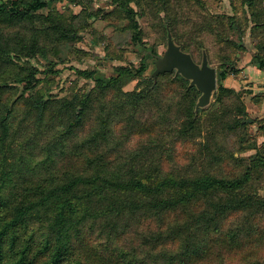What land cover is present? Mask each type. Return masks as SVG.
<instances>
[{
  "label": "rangeland",
  "instance_id": "obj_1",
  "mask_svg": "<svg viewBox=\"0 0 264 264\" xmlns=\"http://www.w3.org/2000/svg\"><path fill=\"white\" fill-rule=\"evenodd\" d=\"M9 1L0 0V4ZM16 1V6H9L13 14H20L19 8L30 0ZM46 2V7L26 20H0V121L5 118L8 129L5 136L0 128V148L5 150L0 155L6 156L2 170L23 186L26 182L22 177L36 180L43 176L45 158L50 157L55 162L52 173L62 182L68 175L91 176L94 165L88 159L100 155L110 171L158 163L161 175L206 174L231 179L249 172L243 191L264 198V155L259 153L264 145V68H259L264 63V0H131L126 9L114 0ZM168 18L178 41L197 62L200 46L206 48L217 70V88L223 85L236 93L220 105L214 97L208 108L197 113L195 129L187 135H182V130L188 102L181 97L182 86L171 82L169 76L160 79L159 89L136 115L140 121L136 129L121 116L115 119L117 110L112 115L109 106L107 112L101 111L102 104L124 99L115 97L118 91L96 87L97 80L105 82L119 71L134 74L140 62L146 67L142 75L149 76L154 64L152 58H145L147 47L157 54L164 51L163 27ZM133 21L142 32L144 47L132 39L129 26ZM215 30L227 41L220 42ZM20 80L29 84L23 86ZM120 88L138 92L142 86L132 79ZM41 97L46 105L37 109L33 100ZM86 97L89 101L83 122L70 131L69 124L75 118L67 101L78 110ZM239 102L245 108L240 115L235 112ZM124 109L128 116L132 107ZM109 115L112 123L106 144L98 142L97 148L87 144ZM257 156L263 164L253 167ZM193 206L195 211L203 209L204 200ZM188 213L181 209L161 220L121 221L115 233L109 227L101 228L100 221L89 230V242L109 241V233L111 246L135 250L145 259L157 251L172 253L179 240L163 239L152 245L148 237L168 223L182 224ZM243 223L255 230L238 248L215 250L203 261L191 258L183 264H264V242L263 246L260 242L264 216L230 212L222 218L221 226L234 230Z\"/></svg>",
  "mask_w": 264,
  "mask_h": 264
},
{
  "label": "trees",
  "instance_id": "obj_2",
  "mask_svg": "<svg viewBox=\"0 0 264 264\" xmlns=\"http://www.w3.org/2000/svg\"><path fill=\"white\" fill-rule=\"evenodd\" d=\"M114 1L121 3L120 6L126 9L131 0ZM17 3L18 1L11 0L7 4H0V20H26L25 17L31 18V13L47 5L46 0H30L19 8L20 14H13L9 6H16ZM166 23L177 44L181 45L182 50L190 52L195 60L193 53L178 41L173 21L168 18ZM165 24L163 30L166 41ZM129 28L133 32L132 39L144 47L137 22H131ZM213 32L220 42L227 41L217 30ZM148 48L156 53L152 47H147V50ZM202 49L206 50L204 46H200V56ZM206 53L209 59L207 50ZM146 57H149L148 54ZM209 62L211 64L210 59ZM259 68H264L263 62ZM145 69L144 62H140L134 74L119 71L105 82L97 80V88L102 91L115 89L119 94L115 97L119 100L124 98L112 105L102 104L101 111L107 112L106 106L110 107L111 115L117 110L115 119L121 116L136 129L140 123L136 115L145 108V101H150L149 98L159 89L160 79L169 76L171 82L182 86L181 97L188 102L187 121L182 130V135H187L195 129L198 122L194 112L198 91L194 87L188 88V81L179 75L174 76L173 72L158 75L154 82L149 76L142 75ZM220 76L221 79L225 77L224 73ZM132 79L138 80L142 88L138 92H123L121 84ZM19 83L23 86L29 84L27 80H20ZM234 94L233 89L221 85L216 89L213 99L215 97V104L220 105L225 98ZM38 99L33 100L34 105L37 109L43 108L46 105L45 99ZM88 101L89 97H86L78 110L71 101H67L73 107L75 118L69 124L70 131L82 124ZM129 105L132 110L127 116L124 107ZM205 109H199L198 112ZM235 112L238 115L245 113L240 102ZM110 117L102 119L99 132L88 138L87 144L96 148L98 142L106 144L112 123L109 122ZM4 121L5 118H2L0 128L6 136L8 129ZM0 151L5 150L0 148ZM259 153L264 155V145L259 148ZM4 157L6 156L0 155V167L6 164V160L2 159ZM97 157L99 158L88 159L90 165H94L91 176L68 175L62 182L52 173L55 162L50 157L45 158L47 165L45 164L43 176L36 180L22 177L26 182L23 186L0 168V264H183L191 258L200 262L208 254L214 255L215 250L220 252L227 251L226 248H230L229 251L233 250L231 248H238L242 241L253 234L255 228L245 227V223L237 225L234 230H224L221 222L225 214L238 211L247 212L251 217L264 216V198L243 191L250 179L249 172L231 179L206 174L193 177L161 175L158 163L152 164V167L139 165L124 170L109 167L113 169L110 171L104 167V158L100 155ZM253 162V167L263 164L260 156L255 157ZM198 200H204L205 207L195 211L193 205ZM181 209L189 211L182 224L168 223L165 229L151 232L148 237V242L152 245L179 240L175 252L157 251L145 259L138 256L135 250L126 251L118 246H111L109 233V241H102L101 244L89 242V230L100 221H103L99 223L101 228L109 227L115 233L117 224L121 221L135 218L161 220L167 214ZM260 242L263 246L264 238ZM215 264L221 262L217 261Z\"/></svg>",
  "mask_w": 264,
  "mask_h": 264
},
{
  "label": "water",
  "instance_id": "obj_3",
  "mask_svg": "<svg viewBox=\"0 0 264 264\" xmlns=\"http://www.w3.org/2000/svg\"><path fill=\"white\" fill-rule=\"evenodd\" d=\"M166 46L162 53H153L148 48L147 54L153 59L154 69L149 77L156 81L160 74L173 72L188 81V88L194 87L199 96L194 106L197 114L199 109L207 108L217 89L216 68L209 62L206 50L202 49L199 62H195L190 52L182 50L181 45L175 41L169 25L165 24Z\"/></svg>",
  "mask_w": 264,
  "mask_h": 264
}]
</instances>
